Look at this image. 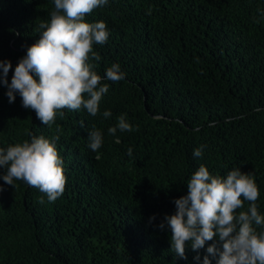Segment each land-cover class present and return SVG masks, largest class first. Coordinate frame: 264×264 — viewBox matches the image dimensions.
Returning <instances> with one entry per match:
<instances>
[{
	"label": "trees",
	"instance_id": "trees-1",
	"mask_svg": "<svg viewBox=\"0 0 264 264\" xmlns=\"http://www.w3.org/2000/svg\"><path fill=\"white\" fill-rule=\"evenodd\" d=\"M53 10L54 0H0L9 84ZM86 21H103L109 32L93 46L101 59L90 61L109 85L97 115L64 109L49 128L19 93L9 103L0 69V147L59 135L67 178L63 195L49 202L21 180L7 185L0 168V264H203L215 240L198 251L188 242L180 258L170 228L159 225L201 165L213 175L250 174L264 216V0H109ZM113 64L125 73L119 82L106 78ZM120 115L133 131L110 135ZM92 130L103 136L97 151Z\"/></svg>",
	"mask_w": 264,
	"mask_h": 264
},
{
	"label": "clouds",
	"instance_id": "clouds-1",
	"mask_svg": "<svg viewBox=\"0 0 264 264\" xmlns=\"http://www.w3.org/2000/svg\"><path fill=\"white\" fill-rule=\"evenodd\" d=\"M108 3L109 0H54L50 20L39 24L40 38L27 48L10 84L7 77L12 63L0 60L9 103H13L19 93L22 106L35 111L37 118L49 128L56 123L57 115L64 116V109H84L92 116L99 113L109 85L102 83L103 78L93 70L90 61L101 59L93 46L105 44L109 32L105 22L89 23L86 17ZM106 78L119 82L125 78V73L119 64H113L106 70ZM103 116L110 118L112 113L106 110ZM117 129L133 131L125 115L118 117L117 125L109 128V134L115 135ZM59 138V135L51 140L32 136L30 142L25 140L6 149L0 147V168L6 169L3 181L12 186L14 180H21L46 194L49 202H55L63 195L67 181L63 160L54 143ZM88 139L93 151L101 148L100 131L92 130ZM119 142L117 139L116 143ZM202 149L203 146L195 149L193 156L201 157ZM128 153L132 154L131 148ZM187 187V195L174 201L175 214L165 216L159 225L160 229L170 228L176 256L187 259L188 242L193 251H198L215 240L207 247L203 264H212L210 257L216 258L217 264H264V231H257V227H264V216L258 212L256 201L260 192L254 178L239 168L229 171L226 177L213 175L201 165L191 175ZM246 201L250 207L238 212ZM39 203H44L43 197Z\"/></svg>",
	"mask_w": 264,
	"mask_h": 264
}]
</instances>
